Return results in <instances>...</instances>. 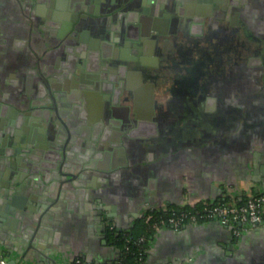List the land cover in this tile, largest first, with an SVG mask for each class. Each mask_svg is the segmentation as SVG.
<instances>
[{"label": "crops", "instance_id": "obj_1", "mask_svg": "<svg viewBox=\"0 0 264 264\" xmlns=\"http://www.w3.org/2000/svg\"><path fill=\"white\" fill-rule=\"evenodd\" d=\"M202 2L207 1L196 0L198 6ZM170 3L167 1L165 10L173 11ZM196 3H190L192 8ZM231 3L254 37L246 74L237 76L235 82L237 90L229 117L227 110L218 112L224 117L220 125L224 133L220 138L194 147L158 143L150 152L138 135L124 139L122 145L114 141L104 144L108 134L98 124L96 116L101 111L96 106V95L88 91L75 94L67 82L63 96L60 95L64 103L62 118L64 122L70 119L77 124V130L70 136L68 156L76 165L69 170L75 174L74 182L79 187L70 181H63L60 187V180L68 176L53 172L56 179L49 191L43 193V202L52 208L56 216L52 221L62 235H54L53 239L34 235L33 246L28 248L32 226L25 232L0 228V247L8 261L70 264L76 254L98 262L111 259L115 249L96 241L95 236L84 230L89 211H93L92 217L99 216L97 199L104 205L107 218L126 227L145 208L241 199L264 189V0H231ZM51 9L49 0H0V99L7 100V110H19L16 99L20 93L28 95L32 91L34 96L37 92L26 75L27 70L34 71L36 58L38 61L44 58L47 40L49 45L56 41L46 39L42 28L43 23H50ZM199 11L196 9V13ZM154 19L161 29L170 26L162 16ZM177 28L178 25L172 29ZM138 30L136 26L129 33L136 36ZM93 32L99 33L95 29ZM88 36L92 45L98 44V38L86 33L85 38ZM59 52L61 47L53 49L51 62ZM76 67L78 70L79 65ZM38 76H33L35 84ZM152 128L151 123L144 122L135 130L141 135ZM147 247L145 264H264V223L241 226L238 233L216 219L187 223L178 229L162 227L149 236Z\"/></svg>", "mask_w": 264, "mask_h": 264}, {"label": "flooded vegetation", "instance_id": "obj_2", "mask_svg": "<svg viewBox=\"0 0 264 264\" xmlns=\"http://www.w3.org/2000/svg\"><path fill=\"white\" fill-rule=\"evenodd\" d=\"M69 1L72 3L69 4ZM167 1L169 0H151V7L147 0H58L59 5L63 6L60 13L65 15L66 23L62 26L43 23V31L50 36L55 35L57 38L59 32L63 33L58 38L62 45V52L59 54H65L62 63L66 65L60 72H55V61L51 62V53L57 46L48 44L43 54L47 58V62L43 61V64L48 67L45 73L49 72L56 77L63 72L62 69H66L63 74L66 79L64 86L58 80L59 75L53 77L59 84L55 86L59 97L63 96L67 82L75 94L88 91L96 95V106L101 111L96 116L98 124L101 121L99 125L108 134L104 144L114 141L122 145L124 139L138 135L144 142H151L148 146L168 143L179 147H194L202 142L219 139L224 133L220 126L224 117L219 116L218 112L222 110L224 113L227 110L226 117H229L228 110L237 90V76L246 74L253 33L236 12L231 0H203L207 2H202L199 6L196 0H172L173 11L164 9ZM194 1L196 4L193 9L190 3ZM169 5L171 7V3ZM120 6L127 8L130 17L138 19L140 32L157 35L153 39L147 35L140 46L128 41L125 44L117 24L111 25V22V26L107 24L106 31L99 29L96 30L99 33L94 34L91 21L94 14L119 10ZM196 9L200 11L196 13ZM78 14H85V22L90 26L89 29L84 28L81 34L85 46L72 43V19ZM155 16H162L170 26L165 30L157 27L153 20ZM150 21L158 32L156 29H149ZM176 25L178 28L173 30ZM86 33L99 39L98 46L91 44V36L85 39ZM115 37L121 41H114ZM110 40L115 43L109 45ZM86 52L89 55L81 63V54ZM59 57L57 64L62 61ZM74 60H77L75 65ZM67 61L69 65L66 64ZM76 65H79L78 70ZM33 69V72L28 71L26 75L32 87L33 76L38 74L35 67ZM86 69L90 70L86 72ZM32 98L35 101L42 100L37 92ZM49 107L47 109L53 111L55 120L64 129L62 133L65 136L57 137L61 140L60 147L57 148L61 155L62 147L70 150L72 133L67 139V132L71 127L56 118L59 111L54 112ZM128 118L129 123L135 126L129 135V128H125L129 124L126 123ZM205 120L209 121L208 124ZM144 122L151 123L152 130L136 134L135 129ZM140 213L141 210L129 225L135 223ZM108 223L119 229L127 227L119 226L113 220L100 222L93 218L84 222V230L95 236L96 241L108 245L110 241L107 233H111L107 228ZM115 233L117 234L116 230L113 234Z\"/></svg>", "mask_w": 264, "mask_h": 264}, {"label": "water", "instance_id": "obj_3", "mask_svg": "<svg viewBox=\"0 0 264 264\" xmlns=\"http://www.w3.org/2000/svg\"><path fill=\"white\" fill-rule=\"evenodd\" d=\"M49 1L52 8L48 16L50 19L49 22L57 26H62V24L66 23V21L64 22L65 15L60 13L63 6L59 5L58 0ZM147 1L151 2V0ZM169 1H171V5L174 6V1ZM71 3L72 1H69V4ZM95 14L91 20L94 25L92 29L106 31L107 24L110 25V22L112 23L111 25L116 23L123 34V38L126 39L125 42L123 41L125 44L132 42L140 46L139 44H142V42L146 40L145 37L147 35L151 38L157 35L156 33H151L150 35V32H140V29L138 30L140 26L137 23L138 19L136 17H130L129 14H127L126 7L120 6L119 10L105 11V13L100 15H97V13ZM84 16L85 14H78L72 19V33L74 34L72 41L79 46L86 45L85 40L81 38V34L84 28L87 27L89 29L90 27L89 24L85 22V19H83L85 18ZM153 20L155 21V19ZM136 26L139 34L133 36L129 32L131 28H136ZM149 26V29H156L157 31V28H154L151 21ZM100 33H102V31H100ZM62 34L59 32L57 38L54 37L55 35L50 36L48 33H45V36L46 39L53 37L56 40L53 46L62 47L60 44L61 40H58V38L62 37ZM47 44H49V40H47ZM64 55L59 54L56 57L54 64L56 69L55 72H60L61 68L65 65V63H62L65 59ZM88 55L89 52H86L84 55L81 54V60L79 59L81 63L85 62L86 56ZM58 57L62 60L58 62L59 64H57ZM36 59L37 63L35 64V69L40 77L38 78L39 81L33 84V89L37 90V95L41 96L42 100L35 101L32 98L33 96L29 93L28 95L27 92L26 94L20 93L17 95L18 99H16L18 102V105H16L19 107V110L14 111V109L7 110V100L0 99V208H2V211H0V228H9L14 231L20 229L25 232L28 231V229L30 230L32 226L33 233L29 238L28 248L33 246L31 241L34 235H37L39 238L44 236L50 239H53L52 236L54 235H62L60 229L54 224V221H52V219L56 217L52 208L45 205L43 202L45 198L43 193L49 191L53 179H56L53 172H57L60 176H68L67 178L64 177V180H60V187L63 185V181H70L72 184L74 183L76 187H79V184L74 182L76 177L75 174L69 170L76 165L74 160L72 161V159L69 158L68 150L62 147L63 153L59 156L58 149L61 140L57 137L58 135L60 137L64 129H61L58 124L59 122L55 120L53 111L50 112L47 109V107H49L48 105L53 108L52 110H54V112L55 110L57 112L59 111V116H61L60 122L66 123V125L71 127L67 132V139L73 131L77 130V124L71 125L72 122H70V119L64 122L62 118V116H65L62 109L64 103L55 89V86L59 84L56 79L53 78L55 77L53 74L45 73L48 67L43 64V61L44 63L47 62V58H42V61L39 60L40 62L38 58ZM68 73L69 70H67V76ZM63 74L64 71L58 74L59 77L58 75L56 76L60 84L66 82V79L63 78ZM26 80H28V78H26ZM62 85L64 86V84ZM42 89L43 92H41ZM112 116L115 117V115ZM205 122L208 124L209 121L205 120ZM222 122L223 121H221V123ZM126 123H129V118L126 120ZM99 124L101 125V121ZM134 127L135 126L130 123L125 126L126 129L129 128V133L127 132L128 135L131 134ZM150 143L149 141L146 145V151L149 152L152 150V146H148ZM100 179H103V177ZM80 182L81 180H79V183ZM96 209H99V213H97L99 215L98 218L95 216L92 217L93 211L91 210L89 211V219L87 221L93 220V218L100 222L111 221V219L107 218V213L105 214L103 212L105 207L99 199H97ZM38 245L42 246V244ZM7 263L17 264V262L15 263L13 260H9ZM164 264L171 263L165 262ZM172 264L182 263L175 262Z\"/></svg>", "mask_w": 264, "mask_h": 264}, {"label": "built area", "instance_id": "obj_4", "mask_svg": "<svg viewBox=\"0 0 264 264\" xmlns=\"http://www.w3.org/2000/svg\"><path fill=\"white\" fill-rule=\"evenodd\" d=\"M195 203H189L192 206L191 208L166 209L163 207L164 214L158 216L146 213L147 210L151 211L154 208L141 211L139 218L142 219V222L136 227L137 234L134 236L130 234V229L134 224L124 229H119L108 223L107 228L112 235H116V233L113 234L115 230L117 234L118 232L125 234L123 235L124 240L135 244L136 250L140 255L143 252L147 253L149 236L162 227L178 229L187 223L216 219L229 225L235 233H238L241 226L251 227L264 223V189L241 199L201 200V204L198 206H194ZM108 245L115 249V255L111 259L98 262L83 254H76L72 257L70 264H125L120 260L122 250L112 241ZM125 248H128V245H125ZM7 262V256L0 247V264H8ZM134 264H145V259L140 260L139 257V260Z\"/></svg>", "mask_w": 264, "mask_h": 264}, {"label": "trees", "instance_id": "obj_5", "mask_svg": "<svg viewBox=\"0 0 264 264\" xmlns=\"http://www.w3.org/2000/svg\"><path fill=\"white\" fill-rule=\"evenodd\" d=\"M200 204H201V201H197L194 204V206H198ZM191 207L192 206L190 204H183V205H175V204L172 205V204H170V205H167L165 208L166 209H179V208H191ZM146 213H152V214L158 216L160 214L163 215L164 210L160 207V208H154L151 211L147 210ZM141 222H142L141 218L136 219L134 225L130 229V232H131L130 234L132 236L137 234L136 227H138ZM123 235H125V234L118 233L116 235H112V234L107 233L108 241H110V242L112 241L116 246H118L122 250V253L120 255V260H122V262H124L125 264H134L139 260V257H140V260L146 259L147 253L143 252L139 255L137 250H136L135 244H133L129 241H125ZM125 245H128V248H125Z\"/></svg>", "mask_w": 264, "mask_h": 264}]
</instances>
